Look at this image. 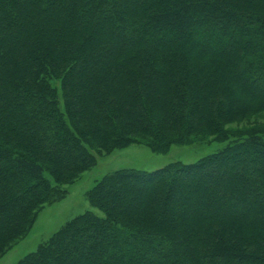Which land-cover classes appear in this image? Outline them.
Wrapping results in <instances>:
<instances>
[{
    "label": "trees",
    "instance_id": "trees-1",
    "mask_svg": "<svg viewBox=\"0 0 264 264\" xmlns=\"http://www.w3.org/2000/svg\"><path fill=\"white\" fill-rule=\"evenodd\" d=\"M264 0H0V257L96 164L118 169L15 264H264Z\"/></svg>",
    "mask_w": 264,
    "mask_h": 264
},
{
    "label": "rangeland",
    "instance_id": "rangeland-1",
    "mask_svg": "<svg viewBox=\"0 0 264 264\" xmlns=\"http://www.w3.org/2000/svg\"><path fill=\"white\" fill-rule=\"evenodd\" d=\"M257 124L264 126V113L241 123L237 122L233 128ZM223 146L224 143L207 139L190 145H173L167 152L161 154L152 152L143 144L135 143L109 153L97 154L96 164L82 173L75 182L64 187L66 195L63 199L45 205L38 212L27 235L0 257V264H15L25 255L34 252L41 242L49 238L65 222L85 211H92L97 216H102L99 210L89 204L86 192L104 175L124 168L152 171L176 161L193 163Z\"/></svg>",
    "mask_w": 264,
    "mask_h": 264
}]
</instances>
